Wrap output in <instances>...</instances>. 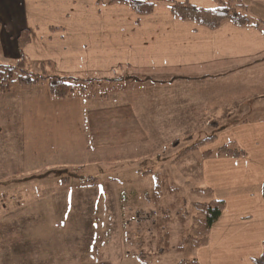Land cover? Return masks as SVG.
Returning a JSON list of instances; mask_svg holds the SVG:
<instances>
[{
  "label": "rangeland",
  "instance_id": "rangeland-1",
  "mask_svg": "<svg viewBox=\"0 0 264 264\" xmlns=\"http://www.w3.org/2000/svg\"><path fill=\"white\" fill-rule=\"evenodd\" d=\"M248 13L252 25L260 21L262 29L264 21ZM30 64L36 69L34 62ZM46 70L51 71L48 66ZM67 74L92 77L88 94L107 90L108 97L89 101L83 96L87 102L82 101L76 88L69 98L59 99L50 95L46 82L37 85L40 89L0 94V220L18 222L23 214L44 218L49 214L44 208L69 203L70 210L58 217L82 225L75 233L79 248L91 236L86 255L105 246V255L119 259L116 264H177L193 258L192 246L178 247L198 214L191 202L208 200L196 191L204 187L199 177L202 154L214 150L215 140L207 138L220 135L232 119L263 118L264 94L224 121L226 116L215 115L212 109L203 114L198 107L178 106V100L177 105L172 100L174 112L167 114L164 84L154 85L141 73H134L139 75L130 81L111 73ZM157 74L150 79L164 82L168 77ZM103 77L109 80L98 81ZM215 88L218 92L222 87ZM7 174L11 177H1ZM157 174L164 185L157 202L168 212L162 215L167 216L164 231L169 237L154 227L160 209L144 197ZM0 231L4 235L3 228ZM0 251V264H7L9 258ZM16 253L13 264L24 263L26 254Z\"/></svg>",
  "mask_w": 264,
  "mask_h": 264
},
{
  "label": "crops",
  "instance_id": "crops-1",
  "mask_svg": "<svg viewBox=\"0 0 264 264\" xmlns=\"http://www.w3.org/2000/svg\"><path fill=\"white\" fill-rule=\"evenodd\" d=\"M173 1L182 0H156L151 13L139 15L125 4L101 0H0V62L15 60L22 52L31 61H50L59 73L167 74L163 83L167 114L174 112L172 100L186 109L198 107L203 114L212 109L215 115L227 116L248 109L249 101L264 94V31L258 25L231 21L211 29L177 19L171 12ZM188 1L203 7L217 3ZM243 1L254 17L264 21V0ZM23 29L29 39L21 47ZM215 87L222 88L217 92ZM225 142H234L246 155L201 158L202 186L223 200L225 209L211 226L207 244L193 249V257L199 264H253L264 244V117L231 124L211 148ZM43 210L49 212L47 217L23 214L18 222L0 220L4 233L0 248L9 258L7 264H13L16 252L26 254L22 264L119 260L105 255V246L86 255L90 235L80 248L75 245L82 225L58 217L70 210L69 203Z\"/></svg>",
  "mask_w": 264,
  "mask_h": 264
},
{
  "label": "trees",
  "instance_id": "trees-1",
  "mask_svg": "<svg viewBox=\"0 0 264 264\" xmlns=\"http://www.w3.org/2000/svg\"><path fill=\"white\" fill-rule=\"evenodd\" d=\"M155 1L156 0H101V2H105L107 4H125L139 15H146L151 13ZM171 12L172 15L177 19L195 21L196 23L211 29L218 27L224 21H231L232 23L239 26L252 24V19L248 13L247 6L241 0H217V3L214 7L197 6L189 2L188 0L173 1L171 5ZM258 22L260 21H257L254 25L259 26ZM262 30L264 31V27L262 28ZM28 39V30L23 29L18 38L19 45L22 47ZM29 61L26 55L22 54L21 52L20 56L15 60L5 63L0 62V94H8L15 91L16 89H24V87L29 88L46 82L50 95L59 99L69 98L72 94L75 93L76 88H78V90L80 91V95L78 96H85L89 99L102 97L107 98L109 95L107 90L98 95L93 91H91V94H88L90 92V87L92 86L89 82L91 81L90 79H92V77L81 78L82 76L80 75L59 73L54 70V68L52 67L53 64L50 61L35 62L31 61L30 59ZM31 62L35 63L36 69H32V65L30 64ZM46 66H48L51 71L46 70ZM139 74H134L135 76L119 74L117 79L130 81L132 79H136V75ZM112 75L117 76L114 73H112ZM141 75L145 80L154 81V85H157V83L158 85H160L161 83H165L162 81H158L157 79H150L151 76L158 77V74L155 75L141 73ZM106 79V77H103L101 79H98V81ZM74 81L76 82V86L74 85ZM15 84L20 88H14ZM95 84H97V81L95 82ZM149 89H151V87H149ZM153 89H155V87H153ZM230 118L231 117L227 118L226 116L225 118H223V120L229 121L231 120ZM249 121L250 119L239 121L232 119L230 125L236 124L238 122ZM216 137L217 135L214 134L213 136L208 137L207 140L212 142L216 139ZM194 148L195 145L192 146V149ZM202 155L204 158L221 156L243 157L246 155V152L242 148L238 147L234 142H229L214 150H208ZM167 174L169 175V173ZM154 179L155 182L153 188L150 190L151 192L146 191L144 193V197L146 201L153 200L156 204V208L160 209H158L159 216L154 223V227L160 229L161 231H164V223L167 220V216L162 215L165 210L163 208H160V204L159 202H157L158 198L160 199L161 196L163 181L159 180L158 174L156 175V177H154ZM166 185L167 189L170 188V184L167 183ZM168 190L171 191L172 189L170 188ZM196 191L200 194L208 196V200L191 202L198 214L197 216L193 217V222L190 223V230L188 229L186 233H184V230L182 231V234H184L182 236L180 246L178 247L179 249L184 245H190L194 249L205 246L208 242V234L211 226L219 219L221 213L225 209L224 201L214 198L213 192L210 188H197ZM165 213L168 214V212L166 211ZM162 236L169 237L168 233L165 231L162 233ZM160 247L161 246H159V248ZM161 250L163 249H160V251ZM141 257L137 256L139 260H142L143 257ZM252 262L253 264H264V244L262 255L253 258ZM177 264H199V262L196 258L193 257L191 259H183Z\"/></svg>",
  "mask_w": 264,
  "mask_h": 264
}]
</instances>
